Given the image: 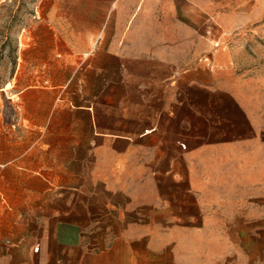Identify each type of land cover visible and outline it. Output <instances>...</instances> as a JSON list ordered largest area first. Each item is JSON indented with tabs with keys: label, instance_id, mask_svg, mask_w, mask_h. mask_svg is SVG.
I'll return each mask as SVG.
<instances>
[{
	"label": "crops",
	"instance_id": "1",
	"mask_svg": "<svg viewBox=\"0 0 264 264\" xmlns=\"http://www.w3.org/2000/svg\"><path fill=\"white\" fill-rule=\"evenodd\" d=\"M9 2L0 264H264V0Z\"/></svg>",
	"mask_w": 264,
	"mask_h": 264
},
{
	"label": "rangeland",
	"instance_id": "2",
	"mask_svg": "<svg viewBox=\"0 0 264 264\" xmlns=\"http://www.w3.org/2000/svg\"><path fill=\"white\" fill-rule=\"evenodd\" d=\"M31 2L32 0H11L7 6L6 31L8 33L9 43L8 56L12 61L15 48V32L21 25V22L18 20L19 14L22 12L23 15H26L30 10ZM12 66L13 65H11V67ZM0 125L7 129L8 153H12V149L14 150L13 143L16 140V132H19L20 130V117L15 113L13 102L11 103L7 101L4 107L0 109ZM2 137L3 136L0 135V138ZM17 137L20 138L21 136L17 135ZM9 149L11 150L9 151Z\"/></svg>",
	"mask_w": 264,
	"mask_h": 264
}]
</instances>
